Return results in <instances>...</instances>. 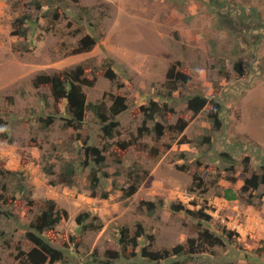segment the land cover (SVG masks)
I'll return each instance as SVG.
<instances>
[{
  "label": "rangeland",
  "instance_id": "obj_1",
  "mask_svg": "<svg viewBox=\"0 0 264 264\" xmlns=\"http://www.w3.org/2000/svg\"><path fill=\"white\" fill-rule=\"evenodd\" d=\"M25 15L29 39L14 34ZM86 36L98 43L91 52L78 53ZM239 60L248 68L246 78L235 71ZM179 62L191 71V81L184 87L176 79L179 88L168 98L165 84L172 68L178 73ZM79 65L89 66L91 79L99 68L116 74L115 80L101 76L94 87H85L88 102L106 99L111 105V95L127 98L129 109L118 117L119 135L112 140L103 138L92 112L81 130L65 127L71 118L66 103L56 102L50 88L33 86L39 75ZM196 94L222 103L221 131L208 117L211 105L196 116L188 109ZM152 100L165 110L146 124L150 132L139 136L145 120L140 109ZM0 109L5 121L0 132L10 138H0L2 168L24 173L0 175V193L36 201L33 211L0 201V264H20V250L33 247L25 234L48 199L69 214L52 243L64 259L48 264H106L107 251L122 252L121 231L135 232L138 223L154 241L145 236L138 256L113 264H169L147 262L142 249H171L204 228L224 245L195 254L190 264H264V188L242 191L244 178L264 167V0H0ZM181 116L190 120L188 128L172 132ZM157 123L166 127L161 138L154 131ZM87 137L108 159L109 177L102 178L97 196L89 188L91 167L81 164ZM207 137L210 143L197 144ZM131 140L129 150H119V142ZM152 149L159 154L153 156ZM47 161L57 170L74 162L75 186H55L58 176L44 173ZM122 168L142 176L139 191L127 200L122 189L131 180L116 175ZM196 174L201 187L194 184ZM148 201L158 205L153 217L142 206ZM172 203L203 208L212 220L199 227L186 211L174 212ZM85 212L97 216L103 228L84 232L77 218Z\"/></svg>",
  "mask_w": 264,
  "mask_h": 264
},
{
  "label": "trees",
  "instance_id": "obj_2",
  "mask_svg": "<svg viewBox=\"0 0 264 264\" xmlns=\"http://www.w3.org/2000/svg\"><path fill=\"white\" fill-rule=\"evenodd\" d=\"M34 4L38 8H41V3L39 1L34 2ZM239 17L241 20L245 18L243 16ZM29 18L30 17L28 15H25L21 20L17 21L20 23V26L14 33L16 36L29 39V29L24 26L25 22H27ZM97 43L98 39L95 37L86 36L81 39L77 52L89 53L94 49ZM177 67L179 69L178 73H176L175 68H172L168 75L169 80L165 84L167 89H169V94L166 95L168 98H171L172 92L179 88L177 81L181 82L184 87H187L191 81V71L184 68L181 62L177 64ZM234 68L240 78H246L248 68L244 65L242 60L235 62ZM88 69V65H79L75 69L65 71L62 74H42L33 80V86L36 89L43 87L50 88L56 102L62 101L66 103V109L71 118L67 120L65 127L81 130L84 127L88 112H92L97 117L99 124L101 125L103 138L106 140H112L119 135L120 121L118 120V117L129 109L127 98L121 94L117 96L111 95V105H108V101L106 99L98 103L88 102L85 87H94L96 81L101 76H105L111 80H115L116 78V74L113 70L99 68L93 71L94 76L93 79H91L89 78V75H87ZM209 105L212 106V109L209 111L208 117L212 121L214 129L221 131L223 128L221 115L224 113V109L221 102H219L216 98L196 94L190 97L188 109L194 113V116H196L202 113ZM140 110L143 111L145 116L144 126L139 129V136H143L144 132H150L146 124L149 121H154L157 115L162 114L165 107H163L160 102L152 100L149 106H142ZM51 120L52 119L49 121ZM189 124L190 120H188L185 116H181L179 122L174 126H170V129L172 132L176 131L178 133H182L188 128ZM0 125L1 127L5 125V121L1 115V109ZM165 129L166 127L162 123L156 124L154 131L157 133L158 138L164 136ZM0 138L4 140L10 139L4 131L0 132ZM88 140V137L84 140L85 144L82 147L84 151V160L81 164L84 168L91 167L89 174L91 182L89 188L91 189L93 196H97L102 178L109 177L108 172L105 171L108 166V159L105 151L99 144L90 145ZM210 141V137H207L205 141H201V143L198 141L197 144L202 146V143H210ZM133 145L134 140L121 141L118 143V148L119 150H124L126 152ZM158 152V149H152L153 156H157L159 154ZM23 164H26L25 161ZM44 173L48 177L58 176L57 182H53L55 186L62 185L71 188L75 186L78 168L74 162H67L62 166L61 170H57L55 165L50 164L47 161L46 166H44ZM23 174V172L5 170L2 168L0 160L1 176H22ZM122 174H127L131 180V184L122 189L124 193L123 198L126 200L131 199L135 194H137L142 184L141 173L139 170L128 171L125 168L120 169L116 173L117 176ZM231 181H235V178L231 179ZM194 184H197L199 187L204 184L200 175H195ZM261 187L264 188V167L262 168L261 173H254L251 177L244 178L242 191L249 193L250 191H258ZM4 189L7 190L6 186ZM21 189H23L22 186ZM108 197L109 193H105L104 198L106 199ZM262 198L261 194L259 196L260 201ZM0 201L3 204L14 207L29 208L28 210L30 211H33V207L36 205V201L32 198L18 199L1 193ZM250 203L253 204V201H250ZM142 206L146 207L150 217H153L158 209V205L153 201L142 202ZM171 209L174 212L186 211L190 216L200 222L199 227H203V222H209L212 220V216L203 208L198 210L185 209L184 205L181 203H172ZM6 214L9 215V213ZM67 217H69L68 212L60 209L58 207V203L54 199H48L45 201L41 206V212L32 219L29 224V230L25 234V239H27L33 247L29 251L20 250V253L17 255V259L20 261V264H48L62 262L64 259L63 251L55 248L52 243L58 239V227ZM77 222L84 232L99 231L103 228V225L100 223V219L97 216H93L91 212L81 213L77 218ZM230 235H232V233H230ZM145 236L148 235L145 227L141 223L137 224L135 232L127 227L124 228L121 231L120 237L122 252L107 251L106 264H113L115 260H118L121 257L131 259L138 256L137 249L140 247V240H142ZM148 238L152 242L155 239L153 235L148 236ZM222 245H224L222 237H219L216 233L204 228L199 231L198 237H192L188 239L187 242L179 244L171 249L164 248L162 250L155 251L145 247L141 251V256L149 263L169 262V264H190L188 259H192L195 254L204 252L210 248H217Z\"/></svg>",
  "mask_w": 264,
  "mask_h": 264
},
{
  "label": "clouds",
  "instance_id": "obj_3",
  "mask_svg": "<svg viewBox=\"0 0 264 264\" xmlns=\"http://www.w3.org/2000/svg\"><path fill=\"white\" fill-rule=\"evenodd\" d=\"M248 75H249V72H248L247 76H248ZM247 76H246V77H247ZM221 104H222V103H221ZM0 160H1V159H0ZM17 172H18V171H17Z\"/></svg>",
  "mask_w": 264,
  "mask_h": 264
}]
</instances>
